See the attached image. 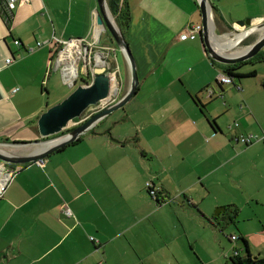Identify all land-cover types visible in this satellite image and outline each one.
Listing matches in <instances>:
<instances>
[{"label":"crops","instance_id":"0c3cea01","mask_svg":"<svg viewBox=\"0 0 264 264\" xmlns=\"http://www.w3.org/2000/svg\"><path fill=\"white\" fill-rule=\"evenodd\" d=\"M127 3V40L140 83L133 97L137 102L131 112L125 107L121 119H131L136 134H114L110 114L80 141L44 161L17 164L20 169L0 197V264H123L124 253L149 256L182 238L186 220L196 217L188 199L207 215L225 204L212 192L221 176L245 189L242 176L233 171L236 166L222 175L219 171L221 166L235 165L252 146L240 148V135L259 132L264 141V95L255 99L252 85L244 83L258 77L259 71L233 83L218 81L223 68L206 52L200 33L190 32L191 25L202 24L198 0ZM209 3L220 33L239 27L240 20H264V0ZM98 7V0H18L10 11L0 0L2 151L27 154L44 146L38 119L51 105L46 79L52 76L58 39L96 37ZM99 33L101 41L104 31ZM186 33L189 36L183 38ZM99 44L118 48L116 43ZM8 57L14 59L10 64ZM116 57L126 74L121 82L125 94L130 69L124 55L117 52ZM231 85L241 86L240 96ZM208 88L214 92L209 98ZM218 96L229 105L224 112L230 122H221L214 112L218 121L212 135L206 123L211 118L201 116L195 99L207 107ZM147 180L168 200L159 204L146 188ZM202 189L203 199L210 198L208 208L197 202ZM65 205L72 215L65 213ZM171 223L174 236L168 230ZM155 232L162 243L155 240Z\"/></svg>","mask_w":264,"mask_h":264},{"label":"rangeland","instance_id":"374dc122","mask_svg":"<svg viewBox=\"0 0 264 264\" xmlns=\"http://www.w3.org/2000/svg\"><path fill=\"white\" fill-rule=\"evenodd\" d=\"M214 31L216 35L218 34V37H222L227 34L234 37L236 36L235 34H239L237 33L235 27L224 33H220L219 31H217L216 27L214 28ZM259 36L260 31L253 33L252 35L245 38V43L239 42L238 47H244L253 43ZM93 37H91L90 39H93ZM99 42L106 44L116 43L109 31H104L101 37V41L98 40V43ZM117 49L118 50L116 51V53L118 52L119 57L122 56L123 54L120 48L118 47ZM111 54L112 56L109 57L113 59L114 52H112ZM81 63H84L83 60L81 61ZM241 69H243L244 71L252 69H256L259 71L258 77L248 78L249 80L247 79L244 81V83L252 85L251 87L253 95L255 96V99L258 100V96L264 95V62H257L253 64L252 61H248L241 66ZM120 71L121 77L119 75V87H121V90L119 91L118 98L121 97L124 93L122 90V83L126 79L124 69L121 68ZM82 72L83 69L82 67H80V76L76 82V85L80 84L81 81H83L81 80ZM51 73L52 78L50 77L49 79H46L47 81H50V93H48L49 102L51 103L50 106L62 101L76 87V85L69 86L66 82H64L61 68L60 66H55V60L52 66ZM116 87L117 85L115 83V86L113 87L114 90H116ZM231 87H233L235 92H237L240 96L241 92L238 90V88L234 87L233 85H231ZM213 94L214 92L212 93L211 97L213 96ZM205 97H210L208 94V90L206 91ZM231 99L234 102V99ZM223 101V97L218 96V98L211 101L207 107L202 103L196 105L198 107L199 113L201 114V116H203V118H205V115L211 118L212 123H208L207 120L206 123L209 126L212 135L216 134V131H214L213 127L216 126V122L218 121L217 119H215L214 112H217L219 114L221 122H230L229 114L224 112L228 109L229 105L228 103L226 104ZM135 102H137V100H134V98H132L126 105L117 110H114L113 112H111V115L109 114V123L112 126L110 130L114 134H136L134 122L131 119H128L126 121H122L121 119L123 118L122 116L124 114L125 107L129 110V112H131L132 105ZM257 103H260V101H257ZM92 110L93 109H91L90 112ZM261 117L263 119L262 122L264 123V111H262ZM79 120L80 118L74 121L79 123ZM77 124L74 122L65 131H68L70 128H73ZM226 126L228 129L230 123H227ZM63 132L50 137L58 136ZM258 133L259 132H251L248 135H240V148L247 147V145L252 146L248 149V151L242 152L237 157V159L235 160V165L230 163L225 167H220L221 170L219 171V173L222 175L225 171L233 169V167L236 166L233 171L242 176L245 189L242 190L238 187L237 183L230 181L225 176H221L220 182L212 188L213 197H216L217 195L223 202H225V204L216 206L212 213H210V215H207L206 213L204 214L213 221L221 223L219 230H216L211 223H208L206 221L207 219L205 220L200 214H198L197 211H195L196 217H189L186 220L187 232L184 233V236L182 238L177 239L173 244L170 245L172 249L166 247L164 249L152 252L149 256H146V254H143L141 256L136 254L135 252L124 253L123 264H232L231 260L234 258L237 250H240L242 255L246 254V249L241 238L242 236H245L248 239L250 250L253 255L264 257V141L261 140V137H258ZM243 137H250L251 140L246 142L245 140H243ZM208 138L209 137H206V140H208ZM260 141H262V144L260 146L254 145L256 142ZM252 161L254 162V165H252ZM204 194L205 193L203 192V194L201 193V195L198 196L199 201L197 202H201V204H203V207L208 208L210 198L203 199L205 197ZM222 206H224L226 210L220 212L219 215H216L217 208ZM232 217L234 219L230 220ZM168 230H170V235H175L174 225L172 223L171 227H169ZM165 231L166 230L163 231L164 234ZM232 235H237L238 240L230 241L229 238ZM155 240L158 243H162V240L159 238L157 232H155Z\"/></svg>","mask_w":264,"mask_h":264},{"label":"water","instance_id":"95a60500","mask_svg":"<svg viewBox=\"0 0 264 264\" xmlns=\"http://www.w3.org/2000/svg\"><path fill=\"white\" fill-rule=\"evenodd\" d=\"M198 2L202 13V30L199 35L201 41L204 43L207 53L212 59L224 65L235 64L251 59L264 48V33H262L253 43L247 45L246 50L237 55H227L216 50L212 43L213 37L211 36V21L214 24L212 8L209 0H198ZM98 4L99 7L95 12V24L98 33L108 30L112 34L113 39L128 62L131 83L127 92L119 97L115 102L96 112L86 121L70 128L68 131H65L72 125L73 120L81 117L91 106L109 98L112 92L113 77L111 70L104 64L94 66L91 80H87L86 82L78 85L75 84L76 87L68 96H66L62 101L48 107L40 115L38 119V128L41 136L46 138L42 141L44 146L41 148L36 147L27 154L5 152L2 151V148L0 147V162L26 164L44 161V159L51 153L58 151L60 148L77 141L82 136L91 132V130L101 120L111 114L114 110L126 105L134 97V95H136L140 83L136 58L131 50L126 36L117 25L116 20L111 13L108 1L98 0ZM108 12L111 13L112 19L110 18ZM237 23L239 25V27H235L237 33H241L243 30L246 32L239 40L240 43H245L246 37L264 29V20L254 21L252 19H245L240 20ZM98 33H96L97 37L100 34ZM61 132L63 133L49 138L50 136ZM225 210L226 208L224 206L218 207L216 215H219L220 212Z\"/></svg>","mask_w":264,"mask_h":264},{"label":"built area","instance_id":"2783aa9c","mask_svg":"<svg viewBox=\"0 0 264 264\" xmlns=\"http://www.w3.org/2000/svg\"><path fill=\"white\" fill-rule=\"evenodd\" d=\"M7 3V6L9 8L10 11H13L16 7H17V2L18 0H5ZM202 30V24H198V25H194V26H190V32L192 33H200ZM189 36V34H184L182 37L183 38H187ZM58 39V38H57ZM99 37H93V39H90L88 37H84V38H70V39H58L59 42V47L55 52V55L53 57V59L55 60V65L56 67L60 66L62 74H63V78L64 81L69 85V86H74L80 76V67H82L83 72L82 75H85L84 77L87 78V80H89L93 74L92 70L93 67L96 65H106L110 70H111V74L113 77V81L116 83L117 87L116 90H114V88H112V92L109 96V98L99 102L96 105L91 106L89 109H87L85 111V113L79 117V123L76 121H72V124L75 122L76 124H80L84 121H86L87 119H89L92 115H94L96 112L100 111L101 109H103L104 107H106L107 105L115 102L118 99V95H119V91L121 89V87H119V65L117 63V57H116V47L113 48L111 46H101L98 43ZM16 44L19 45L21 44V41L19 39L15 40ZM38 46H41L43 44V42H38L37 43ZM70 49L67 50L68 47H70ZM112 52H114V58L111 59L110 57L112 56ZM67 53L68 57H67V62L66 60L61 61V57L63 56V54ZM101 55L102 57V62H98L97 56ZM110 56V57H109ZM14 59L12 57H8L6 59L7 64H10ZM76 61L77 63V74L76 76L73 77H67L66 75V71H67V66L71 63L70 61ZM83 60V64L81 63V61ZM218 81L220 83H232L233 79L225 74V73H221L219 75V79ZM112 87H113V82H112ZM238 88L241 89V86L238 85ZM208 90V94L211 97L212 93H213V89L212 88H208L206 89V91ZM93 109L91 112L90 110ZM78 119V118H76ZM75 119V120H76ZM77 124V125H78ZM236 125H238V123H235ZM243 140H245L246 142L250 141L251 138H244ZM40 162V161H39ZM20 169V166L15 164L12 167H7L6 163L4 162H0V197L4 196V193L7 190L8 185L10 184L12 178L14 177V174ZM146 187L149 189V191L151 192V194L153 196H155V194H157L158 190L156 188L153 187V181L152 180H147L146 181ZM64 211L65 213L70 216L72 215L69 207L67 205L64 206ZM233 239H236L235 235H232ZM92 239H94V237H92ZM99 264H103V262L101 261Z\"/></svg>","mask_w":264,"mask_h":264},{"label":"trees","instance_id":"16d2710c","mask_svg":"<svg viewBox=\"0 0 264 264\" xmlns=\"http://www.w3.org/2000/svg\"><path fill=\"white\" fill-rule=\"evenodd\" d=\"M107 1H108V5L110 7V10H111L113 16L115 17L117 25L119 26V28L121 29L123 34L128 39V28H129V23H130V8H129V5L127 3V0H107ZM253 60L258 61V62H262L264 60V48L259 53H257L254 57H252L251 59H248L246 61H242L239 63H235V64H225L224 65V64L218 63L217 61L212 59V61L215 64L220 65L223 68L224 73L229 75L232 79L233 78L242 79L244 77L255 76L257 74V71L254 69H252L246 73H242L239 71L243 64H245L248 61H252V63H253ZM81 80H83V81H81V83H83V82L87 81V78L84 77L83 75H81ZM195 102H196V104H201L197 97L195 99ZM211 123L212 122L210 120V124ZM92 132L95 133L96 131L93 130ZM82 137L80 139H78L77 141H80L82 139ZM77 141H75V142H77ZM75 142H73V143H75ZM73 143H71V144H73ZM65 147L60 148L59 151L63 150ZM26 164H29V163H26ZM149 193L151 194L150 191H149ZM155 198L159 204L168 200V199H166L167 196H162L159 191L157 192V194H155ZM188 204H189L190 208H193L195 211H197L198 214H200L205 220L207 219L206 221L208 223H211L216 230L220 229L221 223L218 222L219 223L218 224L217 222L210 219L207 215H205L199 209L198 205L193 202L192 199H188ZM233 219L234 218L232 217L230 220H233ZM235 236H236V239H233L231 236L229 238L230 241L238 240L237 235H235ZM241 238H242V241H243L245 249H246V254L242 255L240 250H237L234 258L231 260L232 264H264V257L253 255L251 250H250V244H249L248 239L245 236H242Z\"/></svg>","mask_w":264,"mask_h":264},{"label":"bare ground","instance_id":"6f19581e","mask_svg":"<svg viewBox=\"0 0 264 264\" xmlns=\"http://www.w3.org/2000/svg\"><path fill=\"white\" fill-rule=\"evenodd\" d=\"M108 14H109L110 18L112 19L111 13L108 12ZM211 28H212L211 36L213 37L212 43H213L215 49L218 50L219 52H221L223 54H227V55H229V54L230 55H237V54L243 52L244 50H246L247 46L238 47L239 40L246 33L245 31H242L239 34L234 33L236 35L234 37H232L231 35H228V34L225 36H222V37H218L216 35V33L214 32V25H213L212 21H211ZM259 31H260V34L264 33V29L259 30ZM70 48H71V46L68 47L67 50ZM67 57H68V54L65 53V54H63V56L60 59H61V61L66 60V62H67L68 61ZM97 58H98V62H102L103 59H102L101 55H98ZM70 62L71 63L67 66V71H66L67 77H73V76H76V74H77V63H76V61L74 62L72 60ZM112 82H113V87H114L115 82L114 81H112Z\"/></svg>","mask_w":264,"mask_h":264},{"label":"clouds","instance_id":"9594fccd","mask_svg":"<svg viewBox=\"0 0 264 264\" xmlns=\"http://www.w3.org/2000/svg\"><path fill=\"white\" fill-rule=\"evenodd\" d=\"M91 79V78H90Z\"/></svg>","mask_w":264,"mask_h":264}]
</instances>
